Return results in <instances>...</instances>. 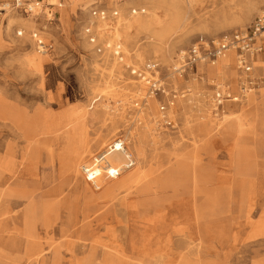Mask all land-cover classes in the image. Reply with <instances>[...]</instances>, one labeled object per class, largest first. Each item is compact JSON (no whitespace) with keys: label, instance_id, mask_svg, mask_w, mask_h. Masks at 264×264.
Segmentation results:
<instances>
[{"label":"rangeland","instance_id":"374dc122","mask_svg":"<svg viewBox=\"0 0 264 264\" xmlns=\"http://www.w3.org/2000/svg\"><path fill=\"white\" fill-rule=\"evenodd\" d=\"M34 1L40 2L36 12L27 4ZM249 1L19 0L18 6L0 0V97L15 109L11 118H0V264H102L103 256L81 238L86 229L62 235L61 226H69L59 220L41 233V253L30 258L26 252L19 239V152L25 147L19 107L42 117L79 108L91 156L122 139L145 147L143 170L157 176L153 190L130 199L128 209L117 199L110 210L102 204L92 224L105 241L117 236L115 249L137 258L150 252L145 264H264V50L249 72L238 67L234 50L229 68L218 70V57L174 71L179 53L201 39L249 28L264 10L243 8ZM5 3L10 8L3 9ZM106 20L121 24V38L112 27L98 33ZM32 32L44 39L46 52ZM217 92L224 97L220 109ZM85 109H99L102 117L87 123ZM233 116L241 120L230 128L225 118ZM59 149L68 152L63 136ZM132 156L126 163L111 156L106 176L117 167L131 177L137 169ZM51 172L41 168L39 177ZM83 187L74 184L71 192L80 196Z\"/></svg>","mask_w":264,"mask_h":264},{"label":"bare ground","instance_id":"6f19581e","mask_svg":"<svg viewBox=\"0 0 264 264\" xmlns=\"http://www.w3.org/2000/svg\"><path fill=\"white\" fill-rule=\"evenodd\" d=\"M140 1L149 4L152 0ZM16 2L20 6L19 0H16ZM52 2H55V0H52ZM27 4L30 10L36 12L37 5L40 2L34 1ZM3 5V9L10 8V3ZM263 5L264 0H250L243 8L257 6L259 9ZM47 13L51 16L49 11ZM30 21V24L34 22V20ZM120 25V23L115 24L106 20L98 23L97 30L102 35L109 27H112L116 35L121 38ZM220 28H223V26H220ZM19 33L22 34L23 32L19 31ZM32 34L33 38L36 37L34 39L40 52H46L47 45L44 39L39 37L38 33L32 32ZM229 53L234 54L233 51H229L218 59L223 67L229 68L233 61L234 55H228ZM234 72L232 71V75H234ZM78 109L76 107L69 108L59 114L42 117L39 114L31 115L19 107V136L25 141L24 150L19 152V168L27 170L35 164L39 173L41 168L46 166L52 169L48 177L41 178L43 183L41 189L31 188L19 192V198H23L19 200V208L22 206L20 209L22 215L19 217V225H22V227L19 226V239H24L27 246L30 242L39 241L41 233H50L59 220L61 224L64 221L69 226L66 229L61 226L62 235L70 236L79 230L86 229L81 238L90 241L89 246L93 253L99 247L102 248L103 256L99 260L102 264L148 263L152 258L148 254L150 252L145 254L144 258L129 255L123 249H115L112 242L117 239L115 234L105 241L100 235H96L92 229V224L99 218V215L96 217L95 214L105 207L102 204L110 203L107 207L110 210L119 201L120 205L128 209L130 199L141 197L153 190V182L157 176L151 177L149 173L146 174L143 170L145 147L135 143H127L122 139L116 142L112 141V144L108 145L102 153L91 156L90 141L88 138L85 139L81 136L83 130L80 128L81 120ZM14 110L4 96L0 97V118H11L15 114ZM82 116H87V123L102 117L99 109L92 112L85 109ZM226 119L227 125L231 128L232 123L239 122L241 117L233 116ZM136 135L134 134L133 137H136ZM62 136L68 150L65 155H62L60 153L61 149H59L62 144ZM56 153L59 154V157L56 156ZM111 156L115 160H119L120 163L128 162L130 156L135 157V163L137 164L135 173L131 177L124 178L116 167L112 170L111 175L107 177V166L112 164ZM176 160L178 162V159ZM177 162L173 165H176ZM59 165H62V167H58ZM4 169L5 159L0 154V185ZM154 171H158V168ZM24 180H26L25 177L23 179L19 178L20 183H23ZM30 182L36 184L37 180L33 179ZM81 182H84L81 195L73 194L71 190L74 184L80 186ZM32 186L34 187V185ZM119 191L124 193L120 197H118L120 193H117ZM2 204L0 196V206ZM63 213H66V216L62 220ZM110 228L107 230H114V227ZM42 251L43 248L38 253ZM94 258L95 256L92 258L93 261Z\"/></svg>","mask_w":264,"mask_h":264},{"label":"built area","instance_id":"2783aa9c","mask_svg":"<svg viewBox=\"0 0 264 264\" xmlns=\"http://www.w3.org/2000/svg\"><path fill=\"white\" fill-rule=\"evenodd\" d=\"M92 41H94L93 38ZM230 50L236 52L238 67L245 72L251 71L255 55L264 50V10L246 30L235 31L216 39H201L189 50L181 51L177 57L174 71L177 74H182L186 67L193 66L197 61L208 60L214 62ZM150 66L156 68L158 65L156 62H152ZM138 75L145 79L147 83H152L153 87L158 84V81H153L144 73H138ZM223 98L221 92L216 93L217 109H220L219 106L222 105ZM234 99H237V97H234Z\"/></svg>","mask_w":264,"mask_h":264},{"label":"crops","instance_id":"0c3cea01","mask_svg":"<svg viewBox=\"0 0 264 264\" xmlns=\"http://www.w3.org/2000/svg\"><path fill=\"white\" fill-rule=\"evenodd\" d=\"M16 5L17 2H15ZM19 6V5H18ZM261 58V57H260ZM262 59V58H261ZM218 70L220 67H222V64H221V61L218 63ZM242 117V115H240ZM58 155L59 157V154L56 153V156ZM36 166L35 164L30 166L29 168H27V170H23L22 168H19V178L23 179L25 177L26 181H30V180H37L38 184L37 186H27V185H24V183H20L19 182V192L20 191H23L24 189H31V188H37V189H41L42 187V180L41 178L39 177V172L36 170ZM23 198H19V200H21ZM22 208V206H21ZM20 208V209H21ZM19 209V217L22 215L21 214V210ZM20 227H22V225H19ZM43 248V242L42 241H36V242H30L29 245L27 246L26 244V252L29 254V257L31 258V256H33L34 254L38 253L41 249Z\"/></svg>","mask_w":264,"mask_h":264}]
</instances>
